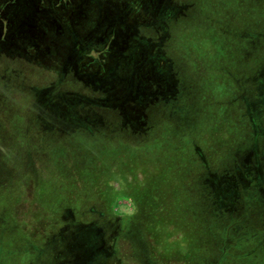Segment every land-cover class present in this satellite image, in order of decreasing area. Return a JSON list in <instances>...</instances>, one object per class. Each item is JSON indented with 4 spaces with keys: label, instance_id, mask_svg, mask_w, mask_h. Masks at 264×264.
<instances>
[{
    "label": "rangeland",
    "instance_id": "obj_1",
    "mask_svg": "<svg viewBox=\"0 0 264 264\" xmlns=\"http://www.w3.org/2000/svg\"><path fill=\"white\" fill-rule=\"evenodd\" d=\"M0 264H264V0H0Z\"/></svg>",
    "mask_w": 264,
    "mask_h": 264
},
{
    "label": "flooded vegetation",
    "instance_id": "obj_2",
    "mask_svg": "<svg viewBox=\"0 0 264 264\" xmlns=\"http://www.w3.org/2000/svg\"><path fill=\"white\" fill-rule=\"evenodd\" d=\"M109 206H110V204H109ZM107 210V209H106ZM108 211H110V207H108ZM138 211H140V206H139V203H138V201H136L135 199H133V214H132V216L131 217H127L126 219L125 218H122V217H120V218H115L114 216H113V214H112V212L110 211V212H107L106 214H108V219H105L106 221H110V222H113V220H115L116 222H119V221H121V222H127V221H131V220H138V217L136 216V217H134V215H136V213L138 212ZM114 217V218H113ZM125 219V220H124ZM104 220V219H103Z\"/></svg>",
    "mask_w": 264,
    "mask_h": 264
}]
</instances>
